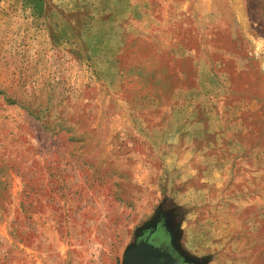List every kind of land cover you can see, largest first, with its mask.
I'll return each mask as SVG.
<instances>
[{
    "label": "rangeland",
    "instance_id": "rangeland-1",
    "mask_svg": "<svg viewBox=\"0 0 264 264\" xmlns=\"http://www.w3.org/2000/svg\"><path fill=\"white\" fill-rule=\"evenodd\" d=\"M0 264H264V0H0Z\"/></svg>",
    "mask_w": 264,
    "mask_h": 264
}]
</instances>
